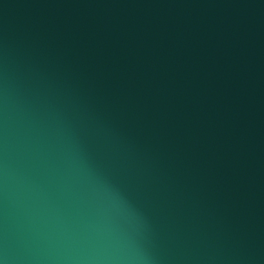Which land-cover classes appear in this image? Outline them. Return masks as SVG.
I'll return each mask as SVG.
<instances>
[{
  "label": "water",
  "instance_id": "1",
  "mask_svg": "<svg viewBox=\"0 0 264 264\" xmlns=\"http://www.w3.org/2000/svg\"><path fill=\"white\" fill-rule=\"evenodd\" d=\"M0 264H264V0H0Z\"/></svg>",
  "mask_w": 264,
  "mask_h": 264
}]
</instances>
